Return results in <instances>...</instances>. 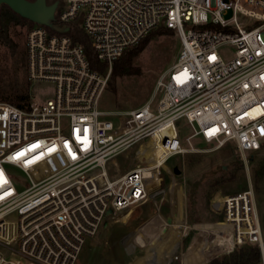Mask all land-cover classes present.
Here are the masks:
<instances>
[{
  "label": "built area",
  "instance_id": "obj_1",
  "mask_svg": "<svg viewBox=\"0 0 264 264\" xmlns=\"http://www.w3.org/2000/svg\"><path fill=\"white\" fill-rule=\"evenodd\" d=\"M239 1L62 0L54 25H79L107 65L104 75L90 68L69 31L35 24L27 30V79L52 85L53 94L30 96L25 109L0 101V264H75L110 211L146 201L173 172L166 166L171 157L197 152L193 139L214 150L230 144L241 156L264 148V14ZM244 3L264 9V0ZM238 15L258 25L242 24ZM159 26L177 34L179 49L151 99L131 110H99L112 63ZM224 44L234 48L229 60L217 52ZM181 128L189 129L183 138ZM149 141L158 159L141 151L137 157L149 163L110 177V160ZM6 166L25 176L22 191ZM215 209L231 227L229 252L256 246L264 264L252 190Z\"/></svg>",
  "mask_w": 264,
  "mask_h": 264
},
{
  "label": "rangeland",
  "instance_id": "obj_2",
  "mask_svg": "<svg viewBox=\"0 0 264 264\" xmlns=\"http://www.w3.org/2000/svg\"><path fill=\"white\" fill-rule=\"evenodd\" d=\"M53 1L62 0H47L48 3ZM239 4L246 10L264 14V9L249 6L244 0ZM224 18L231 19V11ZM237 21L258 25L241 15L237 16ZM27 30L25 25L9 28L10 37L24 53ZM178 49L179 38L174 31L169 34L154 31L132 61L136 74L116 78L114 92L106 85L99 99V110L126 111L147 103L157 79L173 63ZM217 52L223 60L234 56V48L228 44L219 46ZM11 63L8 49L0 45V91ZM28 93L29 97L49 100L53 87L29 82ZM188 134V128H181L180 138ZM191 143L197 152L173 156L166 163L169 168H178L180 174H167L163 187L143 203L121 212L110 211L97 233L84 244L75 264H167L169 260L170 264H185L184 257L189 255V260L195 259L197 253L196 264H207L230 253L221 254L217 248L203 251L210 240L205 229L225 231L229 226L224 222L223 214L215 209V204L248 189L253 192L264 240V148L241 156L230 144L214 150L199 138ZM138 147L136 145L108 162L111 178L149 163L148 156L137 157L141 151H152L153 158H159L153 141ZM5 169L12 176L15 190L22 191L26 186L25 176L14 167L6 166Z\"/></svg>",
  "mask_w": 264,
  "mask_h": 264
},
{
  "label": "trees",
  "instance_id": "obj_3",
  "mask_svg": "<svg viewBox=\"0 0 264 264\" xmlns=\"http://www.w3.org/2000/svg\"><path fill=\"white\" fill-rule=\"evenodd\" d=\"M33 1V0H28ZM25 25L31 28L34 24L19 17L13 13L7 6H0V45L6 47L9 51L12 63L9 67V75L3 82L0 91V100L13 106L25 109L29 102V82L26 73V56L24 52L18 49V44L10 37V26ZM159 34H169L172 30L163 26L157 27L151 31L144 39L139 41L134 47L127 49L120 58L116 59L111 66L110 78L107 83V89L114 92V81L116 78L136 74L132 65L133 59L140 54L148 43L149 36L157 31ZM73 42L82 46L85 57L92 70L104 75L107 71V65L100 62L93 51L88 36L77 24H73L68 32ZM261 254L256 246L243 244L235 246L229 254L215 258L207 264H260Z\"/></svg>",
  "mask_w": 264,
  "mask_h": 264
},
{
  "label": "water",
  "instance_id": "obj_4",
  "mask_svg": "<svg viewBox=\"0 0 264 264\" xmlns=\"http://www.w3.org/2000/svg\"><path fill=\"white\" fill-rule=\"evenodd\" d=\"M60 2L53 1L48 3L47 0H0V6H7L13 13L35 25L45 26L56 32L67 33L69 31L68 27L54 25L55 12ZM173 173L174 175H179L180 170L175 167L173 168Z\"/></svg>",
  "mask_w": 264,
  "mask_h": 264
},
{
  "label": "bare ground",
  "instance_id": "obj_5",
  "mask_svg": "<svg viewBox=\"0 0 264 264\" xmlns=\"http://www.w3.org/2000/svg\"><path fill=\"white\" fill-rule=\"evenodd\" d=\"M205 232L209 236L210 240L204 247L203 251L213 250L214 248L219 249V253H228L232 248V236L230 226H227L225 231H217L212 229H205ZM189 255L184 257L185 264H196L198 260L196 258L199 254H194L195 259L188 258Z\"/></svg>",
  "mask_w": 264,
  "mask_h": 264
}]
</instances>
